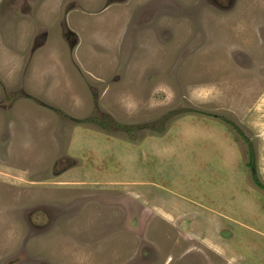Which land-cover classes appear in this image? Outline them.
<instances>
[{
    "label": "rangeland",
    "instance_id": "rangeland-1",
    "mask_svg": "<svg viewBox=\"0 0 264 264\" xmlns=\"http://www.w3.org/2000/svg\"><path fill=\"white\" fill-rule=\"evenodd\" d=\"M194 132L251 142L264 184V0H0V264H240L207 208L259 204Z\"/></svg>",
    "mask_w": 264,
    "mask_h": 264
},
{
    "label": "crops",
    "instance_id": "crops-1",
    "mask_svg": "<svg viewBox=\"0 0 264 264\" xmlns=\"http://www.w3.org/2000/svg\"><path fill=\"white\" fill-rule=\"evenodd\" d=\"M81 132L79 131V133H81ZM219 132H223L227 135V131H225V129L222 131L220 130ZM181 133H182V131H181ZM195 134H197L198 136L195 137L194 140H193V138H191L189 140L186 138L187 139L186 144L189 147H192V150H194V151L191 150L194 153L192 156V161H194L196 163V165L198 163H200V166L204 167L205 169L216 168L217 166L222 164L221 163V150L223 152H224L223 149L230 150L232 152V155H233V157H232L233 164H236L235 166L237 167V169H235L234 173L233 174L231 173L233 175L232 178H243V181L246 182V185H245L246 187L242 188V190H241L242 193H243L244 189L246 191H248L249 193L251 192L252 193L251 198L255 199L256 202L259 204L258 209L257 208L254 209L252 206L251 207L248 206L249 210L254 214L253 217H249L246 215L243 216L240 213L238 214L237 212H235L236 217L232 218L230 215H227V213L223 212L222 210L219 211V210H214L212 208H207V209H209L208 211L211 213V215H209L210 219L208 221H209V223H212L214 228L212 231H208L206 233V235L198 237L199 242L201 244L207 246L208 248L212 249V251H214L216 255H218V256L224 255V251H223V247H224L223 242L224 241L220 238L219 234L217 233L218 231L215 228L216 226L217 227H219L220 225L223 226L222 221L220 218L216 220V219H214V217L219 216L222 219L225 218L226 219L225 221H228L230 223L234 222L233 225H235V227L233 229H234V235H235V240H236V247L239 248L240 250L244 251V253L242 252V254L240 251V256H239L240 259L237 258V262H239L240 264H250V263L245 262V260H246V258H252V256H250V253H251L254 257V258H252L253 264H254V261L257 262L261 258L262 259L264 258V250H262L261 246L258 244L260 241H264V202H263L264 201V194L250 183V181L247 177L246 166H245V162H244V158H243L241 149L238 145H236V142L234 140L231 141V143H230V144H232V146L235 145V149L233 150L232 146L229 145L228 143L222 141L220 136L217 135L216 132H214V134L210 133V135L207 133H204L208 137H203V136H201L202 134H198V133H195ZM198 138L204 139V142L207 141V143L202 144V145L197 144L195 147L194 142L198 141ZM200 146L204 150V155H202V157H201L200 153H198ZM209 151L212 152V154L216 158H214L211 155H208ZM71 154L73 156H77V157L81 158L83 151H81L80 153H77V154H74L71 152ZM195 154H197L198 156L196 157ZM219 156H220V159H219ZM210 158L211 159L213 158L212 161H215V159H217L216 160L217 165L216 164L214 165V162H211ZM3 167H5V169L7 170V173L6 174H0V176L7 177L6 175H10L13 178L14 174H16V173L12 172V170L8 171L7 166L0 164L1 170H5ZM79 167H81V166H79ZM105 167H106V165H105ZM66 170H68V169H66ZM69 170H71V169H69ZM69 170L66 172H69ZM20 171L25 172V177H27V173H28L27 171L19 170V172ZM222 175L225 176V174H222ZM15 177L13 179L16 180ZM1 178H3V177H1ZM230 184H236V182L230 183ZM221 185L226 186L224 182H221ZM232 195H233V192L230 194L231 199L233 198ZM244 197H245V200L247 202V200H249V197H247V196H244ZM235 202L241 203L242 201L235 199ZM242 209H240V212L242 211ZM248 234L253 238L250 241H247L248 239H246V235H248ZM207 236L209 238L205 239V241H209L210 246H209V244H207L203 240ZM212 244L217 246L218 248L217 249L212 248ZM263 245H264V243H263ZM228 259H229V261H234L233 256H230V258L228 257Z\"/></svg>",
    "mask_w": 264,
    "mask_h": 264
},
{
    "label": "trees",
    "instance_id": "trees-1",
    "mask_svg": "<svg viewBox=\"0 0 264 264\" xmlns=\"http://www.w3.org/2000/svg\"><path fill=\"white\" fill-rule=\"evenodd\" d=\"M222 119V118H221ZM89 120H94L95 119H84V120H77L78 123L80 122H87ZM224 120V122L228 125H230L233 129H235L236 131H238V133L242 136H244L243 132L240 130V128H238L232 121L228 120V119H222ZM116 127L118 129H125V130H129L130 126L127 125H123L120 123H116ZM103 128V127H102ZM136 130H140V129H151L150 126H148L147 124H141L138 126H135ZM106 129V128H104ZM163 130L160 131V133H162ZM246 167L250 170V176L251 179L253 181V183L262 191H264V184L262 183V181L259 179L258 174H257V170H256V160H255V149L254 146L251 144V142L248 141V161L246 162Z\"/></svg>",
    "mask_w": 264,
    "mask_h": 264
}]
</instances>
